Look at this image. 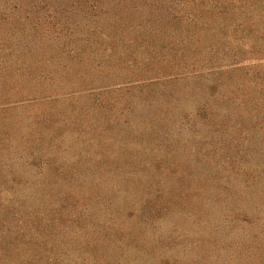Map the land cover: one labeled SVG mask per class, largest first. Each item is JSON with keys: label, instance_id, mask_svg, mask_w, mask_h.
<instances>
[{"label": "rangeland", "instance_id": "1", "mask_svg": "<svg viewBox=\"0 0 264 264\" xmlns=\"http://www.w3.org/2000/svg\"><path fill=\"white\" fill-rule=\"evenodd\" d=\"M241 5L227 43L145 35L159 81L121 90L132 58L86 46L112 18L0 0V264H264V0Z\"/></svg>", "mask_w": 264, "mask_h": 264}, {"label": "trees", "instance_id": "2", "mask_svg": "<svg viewBox=\"0 0 264 264\" xmlns=\"http://www.w3.org/2000/svg\"><path fill=\"white\" fill-rule=\"evenodd\" d=\"M78 1V0H77ZM84 6V10L90 13L99 12L112 18L113 22L109 28H112V34H106L99 36L92 40H86V46L94 47L96 42L98 45L97 50H93V60H99L101 67H104L110 61L115 58L119 61L118 64L124 65L126 63L125 57H131L132 62L127 64L129 67H135L138 74L129 78L128 82H125L123 86L118 89L124 90L130 86H136L142 81L147 84H152L154 81H159L157 72L138 71L140 65L153 64L155 69L157 62L155 58L148 57V50L151 49L153 53L156 52L155 45L151 44V39H145V35L153 37L162 36L168 32H183L184 27L193 25L201 34L205 33L208 37H215L221 42H230L231 35H235L240 31L243 24L239 22L229 23L230 19L234 18L239 10L246 12V9L241 5L245 0H79ZM196 33V32H195ZM234 33V34H233ZM150 41V42H149ZM233 41H239L234 37ZM84 45V41H81ZM153 43V42H152ZM186 42H183V44ZM182 45V42L180 43ZM104 47V48H103ZM76 48V47H75ZM91 48V49H92ZM139 48V49H138ZM68 52L69 59H83L84 54L82 52H76L77 50ZM141 50V51H140ZM168 54H172L173 47L166 48ZM159 53V51H158ZM217 54H219L217 52ZM141 57V61L139 59ZM90 60L89 58H87ZM169 61V60H167ZM173 62V61H172ZM170 63V62H169ZM147 66V65H146ZM232 69L236 67V64L232 65ZM148 67V66H147ZM144 67V68H147ZM149 68V67H148ZM228 68V66H215L209 69V73L219 74ZM155 75V76H154ZM144 77L143 80H136ZM41 86V84H36ZM111 89V87H107ZM35 93L33 100L40 101L49 98L47 96V90H33ZM95 89H90L87 94L94 93ZM83 92H78V94ZM40 95V97H39ZM68 95V94H65ZM70 96L74 94H69ZM39 97V98H38ZM45 122V121H44ZM35 133L40 135L39 130H35ZM33 137V133L30 134ZM26 137V136H24ZM43 140L38 138L35 142L38 144ZM42 146V145H41ZM40 146V148H41ZM43 149V148H42ZM23 156H28L27 162L37 160L41 158L39 152L34 151L33 154H28L27 148L22 149ZM41 160V159H40ZM40 164V163H39Z\"/></svg>", "mask_w": 264, "mask_h": 264}]
</instances>
